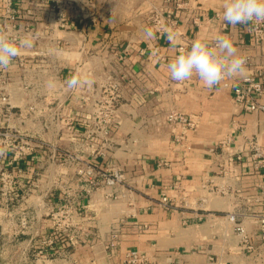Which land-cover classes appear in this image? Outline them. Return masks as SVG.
Here are the masks:
<instances>
[{
  "label": "crops",
  "instance_id": "obj_1",
  "mask_svg": "<svg viewBox=\"0 0 264 264\" xmlns=\"http://www.w3.org/2000/svg\"><path fill=\"white\" fill-rule=\"evenodd\" d=\"M55 1L17 0L10 15L0 0V31L32 41L0 69V139L15 145L0 147V264H124L130 251L151 264H264L255 219L264 172L245 141L264 145V113L246 111L230 88L195 76L178 83L167 69L181 47L227 36L247 59L243 77L264 84V40L223 20L225 0H69L63 28ZM156 12L175 20L161 37ZM73 76L94 83L68 89ZM108 84L120 97L104 122L97 108ZM171 111L195 126L169 124ZM113 172L124 178L115 187L105 181ZM63 209L66 226L56 221Z\"/></svg>",
  "mask_w": 264,
  "mask_h": 264
},
{
  "label": "clouds",
  "instance_id": "obj_2",
  "mask_svg": "<svg viewBox=\"0 0 264 264\" xmlns=\"http://www.w3.org/2000/svg\"><path fill=\"white\" fill-rule=\"evenodd\" d=\"M222 18L233 26L264 22V0H225ZM144 36L151 40L155 38V33L151 28H145ZM175 38L176 33L169 30V41ZM31 47L29 37L12 36L0 31V69L8 68L22 50ZM167 69L173 81L182 83L195 76L209 89L219 86L226 79L243 77L247 72L246 58L227 36H218L213 42L204 38L194 40L190 47L179 50ZM93 83L91 79L81 80L73 76L67 79L66 86L75 89L85 85L90 87Z\"/></svg>",
  "mask_w": 264,
  "mask_h": 264
},
{
  "label": "built area",
  "instance_id": "obj_3",
  "mask_svg": "<svg viewBox=\"0 0 264 264\" xmlns=\"http://www.w3.org/2000/svg\"><path fill=\"white\" fill-rule=\"evenodd\" d=\"M17 0H4V8L7 14L16 13L15 3ZM175 0H167V2H171ZM70 3L69 0H56L53 4H51V12L58 13L60 16L57 17V24L60 27L64 26V15L62 14L65 6ZM153 27L159 32V37H161V32L163 31V24L168 26H174L175 20L172 17L171 13H163L156 12V14L152 17ZM248 25L251 28L252 35L263 41L264 40V22H249ZM183 48V47H181ZM180 48V49H181ZM247 64V59H246ZM220 85L225 86L226 88H230L234 99L241 103L244 109L248 112H263L264 113V103L261 100L264 98V84L258 81L255 76L243 77L240 79H226L222 81ZM219 85V86H220ZM104 92L106 94L105 99L101 102L97 108V112L101 115L100 118L104 122L109 119L110 115L115 112L116 105L119 99V94L117 93L116 87L111 84H108L104 87ZM167 121L171 125L181 124L185 128H193L195 126V122L191 119L190 116H186L177 111H171L167 114ZM264 136V132H263ZM246 145L251 153L252 162L255 169L261 170L264 172V145L259 141L257 137L246 138ZM13 138L4 134L0 139V147L6 148L8 146L15 147L13 144ZM226 145L231 143V139L228 138L225 141ZM224 145V143H222ZM237 160H241V154L236 155ZM163 165H168L167 162L161 163ZM227 171V168H226ZM92 173V172H91ZM6 177L3 176V180ZM106 184L111 187H115L123 183L124 178L123 175L119 172H113L112 175L105 178ZM160 205L167 210H172L174 205L172 204V200L168 195H163L161 200L159 201ZM59 214H57L58 216ZM56 216V218H57ZM227 218L234 223V231L239 236L240 241L243 246L246 247L247 250H253V246L250 243V238L247 234L245 227L242 222L237 221V215L233 213H229L226 215ZM256 222L260 226L261 237L264 241V213L255 215ZM124 219L120 220V224L124 223ZM124 264H151L149 262V258L146 254L140 253L138 251H130L125 258Z\"/></svg>",
  "mask_w": 264,
  "mask_h": 264
},
{
  "label": "rangeland",
  "instance_id": "obj_4",
  "mask_svg": "<svg viewBox=\"0 0 264 264\" xmlns=\"http://www.w3.org/2000/svg\"><path fill=\"white\" fill-rule=\"evenodd\" d=\"M66 211L63 209L61 211H56V214H59L56 218V221L58 224H65L66 225H69L71 224V220L70 218L67 216V214L65 213Z\"/></svg>",
  "mask_w": 264,
  "mask_h": 264
}]
</instances>
